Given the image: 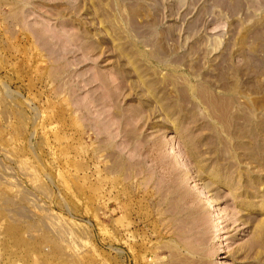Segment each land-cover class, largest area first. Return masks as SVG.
I'll list each match as a JSON object with an SVG mask.
<instances>
[{
  "label": "rangeland",
  "instance_id": "374dc122",
  "mask_svg": "<svg viewBox=\"0 0 264 264\" xmlns=\"http://www.w3.org/2000/svg\"><path fill=\"white\" fill-rule=\"evenodd\" d=\"M0 264H264V0H0Z\"/></svg>",
  "mask_w": 264,
  "mask_h": 264
}]
</instances>
